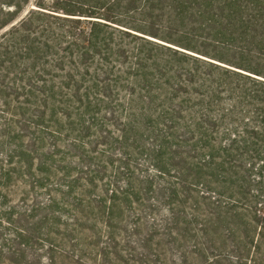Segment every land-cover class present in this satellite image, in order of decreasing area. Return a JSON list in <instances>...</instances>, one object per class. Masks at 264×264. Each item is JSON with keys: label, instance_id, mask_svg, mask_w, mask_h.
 <instances>
[{"label": "trees", "instance_id": "trees-1", "mask_svg": "<svg viewBox=\"0 0 264 264\" xmlns=\"http://www.w3.org/2000/svg\"><path fill=\"white\" fill-rule=\"evenodd\" d=\"M31 1L0 0V264H264V0Z\"/></svg>", "mask_w": 264, "mask_h": 264}, {"label": "rangeland", "instance_id": "rangeland-1", "mask_svg": "<svg viewBox=\"0 0 264 264\" xmlns=\"http://www.w3.org/2000/svg\"><path fill=\"white\" fill-rule=\"evenodd\" d=\"M31 4H35L34 3V0H32L31 1ZM86 165H87V163H86ZM87 171V170H86ZM98 185L101 187V185H102V183H98ZM10 199H12V200H15V204H20V202L19 201H16L17 199L16 198H14V197H12V198H10ZM7 205H4V206H1V202H0V209H5V207H6ZM260 208L262 209V211H261V213H260V216H259V218H258V220H259V223H260V225H263V227H264V197H262L261 198V203H260ZM148 215H150V216H155V214H153V212H151V211H148ZM1 212H0V244H1V241H2V237L3 238H5V239H10V242H9V246L10 247H16V244H14L13 243V236H12V233H13V228H14V225H9L8 223H6V222H1ZM130 228H131V226H130ZM260 230L258 229L256 232H255V238H257L258 239V232H259ZM262 231L264 232V229H262L261 230V233H262ZM130 234V233H129ZM260 239V238H259ZM103 241H105V240H103ZM229 244L231 245V253L232 254H238V249H237V247L239 246V244H238V242L236 241V238L235 237H232L231 238V240L229 241ZM43 246V245H42ZM41 246V247H42ZM45 248V247H44ZM35 250H37V249H35V248H32V249H29L28 250V252L31 254V253H34L35 252ZM46 254V251L45 250H43V251H40V255H45ZM87 256V255H86ZM87 259V258H86ZM41 264H47V262L46 261H42V263ZM87 264V263H86ZM92 264V263H91ZM185 264H192V260H188L187 261V263H185ZM248 264H251V263H248Z\"/></svg>", "mask_w": 264, "mask_h": 264}, {"label": "water", "instance_id": "water-1", "mask_svg": "<svg viewBox=\"0 0 264 264\" xmlns=\"http://www.w3.org/2000/svg\"><path fill=\"white\" fill-rule=\"evenodd\" d=\"M31 8H34V7H31Z\"/></svg>", "mask_w": 264, "mask_h": 264}]
</instances>
